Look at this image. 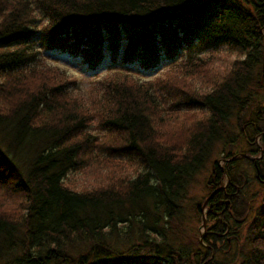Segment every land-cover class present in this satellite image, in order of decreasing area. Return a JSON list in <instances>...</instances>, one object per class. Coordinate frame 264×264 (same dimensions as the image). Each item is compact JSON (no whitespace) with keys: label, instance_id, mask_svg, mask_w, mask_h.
Returning a JSON list of instances; mask_svg holds the SVG:
<instances>
[{"label":"trees","instance_id":"obj_1","mask_svg":"<svg viewBox=\"0 0 264 264\" xmlns=\"http://www.w3.org/2000/svg\"><path fill=\"white\" fill-rule=\"evenodd\" d=\"M223 48L239 57L195 89L188 78L211 72ZM56 49L91 67L106 49L113 62L163 58L195 75L153 82L110 67L86 102L44 56ZM166 98L169 110L207 114L169 130ZM94 144L142 170L67 186ZM204 168L199 241L185 209L204 200H185ZM0 192L20 200L0 205V264H264V0H0Z\"/></svg>","mask_w":264,"mask_h":264},{"label":"rangeland","instance_id":"obj_2","mask_svg":"<svg viewBox=\"0 0 264 264\" xmlns=\"http://www.w3.org/2000/svg\"><path fill=\"white\" fill-rule=\"evenodd\" d=\"M35 14L38 15L39 12L35 11ZM106 44L107 41H105V45ZM37 49H39L38 44H36V50ZM121 51L122 48L119 49V56ZM108 52L109 50L105 49V57L99 63L95 64L92 67L84 60L82 54H77L68 50H49L45 53L44 56L48 57L47 61L56 62L61 67L67 68L70 74L76 77V92L72 97L81 96L87 102L93 98L92 93L94 92L93 88H95L96 80L111 70L109 68L112 64V61ZM238 57L239 54L235 51L226 50L224 48L220 49V51L215 52L209 56V58L211 59L210 64H212L211 68H209L211 72H206L205 74H202L201 77L194 76L195 74L187 75L182 72L178 73L177 70L172 71L171 63L173 62H168L167 60H163V58L161 60V63H158L157 65L150 68H143L139 64V62L134 61L130 64V69L128 71L140 80H148L153 82L157 78H159L171 83V78L173 76H194L192 78H188V82L193 84L195 89H201L202 86L207 89L211 85L210 79L208 78H212L214 80L221 79L225 75L224 72L221 73L222 69L225 67L228 68L231 62ZM116 61L120 62V57H117ZM119 67L121 66L112 68L118 69ZM120 70L123 71L127 69L123 67L120 68ZM75 99L78 100V98ZM171 99L173 101L172 97ZM170 102L171 100L166 98L165 103L163 104V108L165 110L164 114L169 115L170 120L168 123H163V125L169 130H172L171 128H177L181 125L190 126L192 122L204 118L207 114V112L202 110H186L184 108H174L172 110H169L168 105ZM95 112H97L96 109H91V114L95 118L96 122L97 117ZM87 131L91 135H93L94 138H97V140H101L102 136L105 133V130L100 129L95 124H93L91 128H88ZM95 146L96 145L94 144V146L91 148L93 150L90 151V154L86 155V158L80 169L77 171H72L68 174L67 179L64 181L67 186L78 190L91 189L100 184L110 183V180L117 178L120 173H128L130 175H134L133 173L136 170H142V167H139L136 161H130L124 156L117 158H108L105 152ZM218 158L220 163L224 162V160H221V156H219ZM206 174L207 171L204 168V171L198 174L197 179L191 184L187 193V199L185 200V203L189 206L193 205V203H195L196 201L202 202L204 200V197L210 192V189L205 186L204 182ZM257 188L259 189L258 181H253L250 184V188L248 191L249 197L254 191H257ZM3 198L7 201L0 200V205H2L1 203L7 204L8 202H12L13 205L17 206L18 208L19 205H16V203L20 202V200H15V197L13 195L7 196L0 192V199ZM259 199L260 196H255L253 198L254 206L258 204ZM185 212L188 216L185 223H187L188 227L197 235V237L198 235L200 236L201 233H204L208 230L207 224L205 228L202 226V215L206 218L207 223L206 207H204L203 210H200V212L198 213L191 207L189 208V210L185 209ZM239 218L241 219L240 216ZM228 223L230 226H232L231 221ZM246 224L247 222H245L244 225H241L240 227L241 236L245 232Z\"/></svg>","mask_w":264,"mask_h":264},{"label":"bare ground","instance_id":"obj_3","mask_svg":"<svg viewBox=\"0 0 264 264\" xmlns=\"http://www.w3.org/2000/svg\"><path fill=\"white\" fill-rule=\"evenodd\" d=\"M120 54H121V53H120ZM104 57H105V56H104ZM104 57H103V58H104ZM110 58H111V57H110ZM116 60H117V58H115V60H114V62H113L112 59H111L112 64L110 65V67H118V66H121L120 68H123V67H124V68H126L127 70H129V69H130V67H129L130 64L134 62V61H133V62H124V61L121 60V58H120V62H117ZM118 63H119V64H118Z\"/></svg>","mask_w":264,"mask_h":264},{"label":"water","instance_id":"obj_4","mask_svg":"<svg viewBox=\"0 0 264 264\" xmlns=\"http://www.w3.org/2000/svg\"><path fill=\"white\" fill-rule=\"evenodd\" d=\"M221 160H227V159H221ZM211 196V194L204 200V202L202 203V208H201V210H203V208L205 207V205H206V203H207V201H208V199H209V197ZM202 226L205 228V226H206V218L202 215ZM206 234V232H204V233H201L200 234V236H199V238H198V240L199 241H201L202 240V238H203V236Z\"/></svg>","mask_w":264,"mask_h":264}]
</instances>
